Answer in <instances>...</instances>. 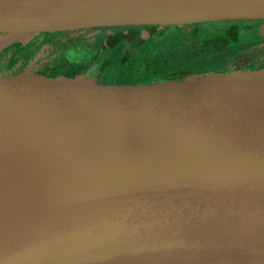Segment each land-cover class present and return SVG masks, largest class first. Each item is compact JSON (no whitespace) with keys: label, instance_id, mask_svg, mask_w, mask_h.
Masks as SVG:
<instances>
[{"label":"water","instance_id":"95a60500","mask_svg":"<svg viewBox=\"0 0 264 264\" xmlns=\"http://www.w3.org/2000/svg\"><path fill=\"white\" fill-rule=\"evenodd\" d=\"M235 19L264 20V0H0V50ZM0 164L32 202L0 213V264H264V69L0 72Z\"/></svg>","mask_w":264,"mask_h":264},{"label":"trees","instance_id":"16d2710c","mask_svg":"<svg viewBox=\"0 0 264 264\" xmlns=\"http://www.w3.org/2000/svg\"><path fill=\"white\" fill-rule=\"evenodd\" d=\"M223 27L224 26L219 25L217 22H201L185 24L182 26H163L160 30L161 32H168L167 34L175 35L171 38L166 37L164 42L157 45V47H160L157 50H147V47L143 46V44H147L153 39V35L148 36L146 39H140V43L136 46L140 47V55L142 59L136 67V73L141 79L171 78L172 76H178L179 78L184 77L185 74L183 75V73L179 72L183 69V66L187 69L197 68L195 65H192L193 62L190 60V55H196L201 51L217 52L225 47H234L237 48V50H240L249 47L253 43L252 36L247 34L239 35L235 30H225ZM147 28L151 29L150 27ZM135 29H137V27H135ZM86 31L85 28L82 30H76L73 33L61 32V38L59 36L56 40V51L51 54L53 58L49 60L50 65L48 68L60 71H80L82 69H87L89 73L93 75H100L101 77L102 75H108L104 71L100 72V68L106 65L104 57L120 44H115L111 38H105L104 32L100 31L95 40L96 48L90 49L84 36ZM157 33L158 32L154 33V35H157ZM62 36L65 37L62 38ZM189 36L192 38L189 39ZM103 40L106 41L105 44ZM28 42H14L11 45H15L14 47L19 49V43L26 44ZM178 49H180L182 53L180 56H177ZM98 52L104 56L100 61L97 57ZM95 57H97V59ZM95 65H97V68H95ZM166 65L169 68H166ZM200 67H205L201 68V71L209 70L210 73L225 72L219 70L217 68L218 66H212L210 68H207V66ZM219 67H222V65ZM228 72L235 71L228 70L225 73ZM190 74L205 75L206 72ZM130 75L135 74H122L121 77H124L122 79H131L129 77Z\"/></svg>","mask_w":264,"mask_h":264},{"label":"flooded vegetation","instance_id":"af4514ba","mask_svg":"<svg viewBox=\"0 0 264 264\" xmlns=\"http://www.w3.org/2000/svg\"><path fill=\"white\" fill-rule=\"evenodd\" d=\"M257 21H259V22H257ZM210 22H217L219 25L224 26L223 28L225 30L226 29H229V30L233 29L236 32H238L239 35H240L241 29L243 27H245L246 29H249V28L250 29H256V31H258L257 34L259 35L260 34L259 33V27L264 23V20L235 19V20H221V21H210ZM166 26H169V25H166ZM170 26H174V25H170ZM135 27H137V29H135ZM147 27H150L151 29H149ZM152 27H155V26H152V25L127 26V25H125V26L88 27V28H86L87 31L84 33V36H85V39L87 40L86 42L89 44V48L90 49H95L96 48L95 47V40H96L97 35H98V33L100 31L104 32L105 38H111L114 41L115 44H125L124 46L126 47V46H129L128 45L129 43H132L131 41L134 42L136 40L134 37H138L137 39H146L148 36H152V35L154 36V33L159 32L161 30V28H162V27H160L157 31L151 33ZM82 29H85V28H79V29H73V30H65V31H55L54 33H52V32H41V33H38L37 35L33 36L29 40V42L26 43L25 46L23 47L28 52H31L32 50H37V53L34 52L32 54V56H29V57L26 56V54H24L25 52L21 53L23 55H22V57H20L17 60V62L19 60H21V59H25L24 61H26L27 63L33 65V67H31L29 69L43 68V69H46V70H52V69L48 68V66L50 65L49 60H51L53 58L52 55H51L52 52L56 51V49H55L56 48V44H57L56 40H57V38H59L60 33L61 32L73 33L76 30H82ZM146 29H148V31H149V35L148 36H145V34L143 33V31L146 30ZM247 35L252 36L251 34H248V33H247ZM63 37H65V36H62V38ZM60 38H61V36H60ZM133 39H135V40H133ZM252 39H253L252 40L253 43L247 48L240 49V50L239 49L237 50V48H234V47H229V48H234L235 51H239L236 54L243 53L245 51H248L250 54H251L252 51H255V52H258L257 54H255L254 56L251 55L249 58L241 61L239 66L233 67L231 64H227L228 60H225L226 63L224 65H222V67L218 66L217 68L219 70L225 71V72L228 71V70L229 71H248V70L264 69V36L263 37H261L260 35L257 36V37L256 36H252ZM105 42L106 41L104 40V44H105ZM19 45H20L19 47H21L23 44L19 43ZM144 45L145 44H143V46ZM14 46L13 45H9L8 48H6L3 51V52H6V53H3L1 55L3 61L6 62L9 57L13 58L14 54L16 52H19V50L16 49V47H14ZM38 46H41V47L38 48ZM48 48H52L53 51L50 54H46L45 55V51L48 50ZM99 52H98V55L100 54ZM97 57H95V58L97 59ZM102 58H103V56H102ZM229 60H232V59H229ZM95 66H97V65H95ZM165 67L169 68L167 65ZM188 69L189 70H187V68H185L183 66V69L181 71H179V72L183 73V75L184 74L185 75L186 74H190V73H199V72H197L199 68H195V69L188 68ZM18 70H27V69H17V70L0 71V72H14V71H18ZM82 70L87 71L89 73V71L87 69H82ZM190 70H197V71H190ZM201 70L202 69H199V71H201ZM53 71H60V70H53ZM225 72H220V73H225ZM89 74H91V73H89ZM135 74L137 76H139L137 73H135ZM95 76H97V75H95ZM98 77H101V76L98 75ZM129 77L131 79H116V80H157V79H167V78L141 79L140 77H134V76H129ZM101 78H103V77H101ZM171 78H179V77L178 76H172Z\"/></svg>","mask_w":264,"mask_h":264},{"label":"rangeland","instance_id":"374dc122","mask_svg":"<svg viewBox=\"0 0 264 264\" xmlns=\"http://www.w3.org/2000/svg\"><path fill=\"white\" fill-rule=\"evenodd\" d=\"M259 22V21H257ZM258 31H256V29H246L245 27H243L241 29L240 35L243 34H251L252 36H261L263 37L261 34H257ZM143 33L145 34V36L149 35L148 29L144 30ZM168 33V32H167ZM166 32H158L157 35L153 36V39L149 42V43H145L144 46L147 47L148 49H159L160 47H157V45H159L160 43L164 42V40L166 39V37H173L175 34H167ZM135 35V34H134ZM133 35V36H134ZM2 36V35H1ZM135 41L132 43H129V46H124L125 44H120L118 47H115V49L108 53L107 55H105V60H106V65L103 66L102 68H100V72H106L108 75H102L103 78H108V79H122L124 77H121L122 74H135L137 71V66L139 65V61L142 59L141 55H140V47L136 46L137 44L140 43V39H137L138 37H134ZM192 37L189 36V39H191ZM15 39V40H14ZM21 37H14L11 38L7 41H11L10 43L12 44L15 41L20 40ZM4 42L3 39L0 40V44ZM104 42V40H103ZM10 44V45H11ZM9 45H7L8 47ZM25 46V44H23L18 50L19 52H16L14 54V57L12 59H8L6 62L3 61L2 59V54L4 53L3 51L5 49H1L0 50V71H10V70H17V69H29L31 67H33V65L27 63L26 61H24L25 59H21L17 62V60L22 57L24 53L26 54V56H32V54L34 52L37 53V50H32L31 52H28L26 49H24L23 47ZM42 46V45H41ZM41 46H38V48H40ZM156 46V47H155ZM22 48V49H21ZM53 51L52 48H48V50L45 51V55L46 54H50ZM27 52V53H26ZM239 51H235L234 48H223L220 51L217 52H206V51H201L200 53L196 54V55H191L190 56V60L191 62H193V65H195L197 68L201 69V68H205V67H200V66H207V68H210L212 66H220V65H224L226 62L225 60H228L227 64H231L233 67L235 66H239L240 62L249 58L251 55L254 56L255 54H257L258 52L252 51L251 54L248 51H245L243 53H238ZM181 50L178 49L177 50V56H180ZM236 56V57H235ZM102 58V54L98 55V59L99 61ZM232 59V60H229ZM222 63V64H221ZM97 68V66H95ZM198 71L199 73H204V72H209V70L206 71ZM189 70V69H187ZM189 73V72H188ZM112 75V76H111ZM130 76H134V77H139L136 74L135 75H130Z\"/></svg>","mask_w":264,"mask_h":264},{"label":"bare ground","instance_id":"6f19581e","mask_svg":"<svg viewBox=\"0 0 264 264\" xmlns=\"http://www.w3.org/2000/svg\"><path fill=\"white\" fill-rule=\"evenodd\" d=\"M0 167L4 172L0 174V213H20L26 209L30 210L32 202L28 200V196L22 194L11 171H7V167L2 164ZM31 196L34 199L36 197Z\"/></svg>","mask_w":264,"mask_h":264}]
</instances>
